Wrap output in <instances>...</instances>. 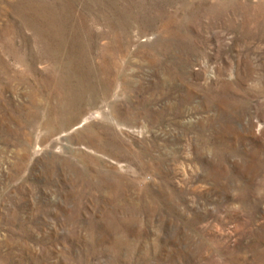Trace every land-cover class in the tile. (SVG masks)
Instances as JSON below:
<instances>
[{
	"label": "rangeland",
	"instance_id": "obj_1",
	"mask_svg": "<svg viewBox=\"0 0 264 264\" xmlns=\"http://www.w3.org/2000/svg\"><path fill=\"white\" fill-rule=\"evenodd\" d=\"M0 264H264V0H0Z\"/></svg>",
	"mask_w": 264,
	"mask_h": 264
}]
</instances>
